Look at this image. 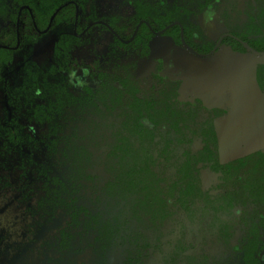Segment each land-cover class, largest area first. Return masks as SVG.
I'll return each mask as SVG.
<instances>
[{"label":"rangeland","instance_id":"374dc122","mask_svg":"<svg viewBox=\"0 0 264 264\" xmlns=\"http://www.w3.org/2000/svg\"><path fill=\"white\" fill-rule=\"evenodd\" d=\"M151 1L154 23H179L189 34H196L190 36V41L199 46H217L223 35L264 41V0H218L213 11L206 10L205 5L215 0ZM14 14L8 19L0 16V38L16 25ZM78 18L82 28L93 25V19L101 24L91 28L86 40L75 44L72 57L83 66L98 62L109 73L127 77L141 94L160 99L166 85L170 95L174 92L172 83L164 84L155 76L157 60L164 58L169 75L181 81L179 107L194 112L184 120L187 139L179 147L165 148L154 170L156 175L163 172L164 176L149 191L147 186L139 190L107 187L119 173L116 161L107 153L118 143L119 132L129 134V130H121L120 108L108 109L110 102L99 99H74L60 105L53 101L54 112L47 110L46 118L39 117L36 102H30L29 95L21 90L28 88L24 85V69L34 63V69L43 74L49 68L61 31L52 30L39 35L36 42H26L0 72V264H128V253L133 251L129 242L137 232L145 234L151 244L138 264H171L169 253L175 247L183 248L186 256L220 258L228 254L219 244L217 229L225 231V224L233 223L237 208L230 205L229 195L224 193L229 189L217 190L215 175L202 165V157L196 168L193 143L200 147L202 132L214 124L221 162L264 153V54L256 55L249 49L246 53L234 52L220 45L201 55L188 49L184 41L177 42L159 32L153 34L147 57L135 48L115 52L113 33L126 40L140 21L127 0H86ZM19 19L20 26L28 23L25 16ZM68 31L73 32V26ZM216 62L230 71L223 76L227 88L221 92L209 88L213 75L210 67ZM46 80L53 84L52 78ZM211 111L222 113L220 116L217 112L219 117L211 121ZM14 131L18 136L12 138ZM157 131V135L165 136L162 129ZM162 141L159 138L148 143L149 150L159 154ZM73 145L87 151L81 174L74 170L76 160L68 149ZM196 170L204 184L198 185L197 191ZM54 179L65 184L62 195L69 207L59 206L54 212L47 207L37 209ZM164 196L172 208L156 206L155 200H165ZM178 197L180 204L176 203ZM190 201L194 205L186 209L183 203ZM74 207L82 209L76 218ZM240 207L248 214L257 206L246 202ZM83 209L119 225L117 246L103 252L94 228L84 225Z\"/></svg>","mask_w":264,"mask_h":264},{"label":"flooded vegetation","instance_id":"af4514ba","mask_svg":"<svg viewBox=\"0 0 264 264\" xmlns=\"http://www.w3.org/2000/svg\"><path fill=\"white\" fill-rule=\"evenodd\" d=\"M85 1L86 0H0V16L2 15L8 19L10 16H13L14 13L12 12L14 11L15 20H17L13 29L8 32H3L0 38V43L5 44L3 47L7 50V54L0 62V72L11 64L14 59V53L21 50L26 42H36L38 41L39 35L52 30L61 31L54 47L53 63L45 72H43V74L40 69H34V63L29 64V67L24 69V74L27 76L24 85L28 88L26 87L27 89L21 90L26 91L29 95L30 102H36L37 114L39 117L44 118L47 117V110L51 113L54 112L53 101L60 105L61 102L68 100L73 101L74 99L82 100L84 102H92L99 99L110 102L107 105L108 109L114 110L120 108L121 115L123 116L120 124L121 130L127 129L129 130V134L123 135V132H119L121 134L118 143L111 146L107 153L109 159L116 161V167L119 172L114 180L109 181L108 184L113 182H127L130 180H142L135 177L134 174L132 176H127L124 173L125 170L129 171L137 166L142 167L144 163H146L150 174L145 176L144 181L148 182L147 188L149 191L157 182H159V179L164 176L163 172L160 175H156L154 170L157 168L156 164L162 161L165 148L169 149L173 146L179 147V144L182 141L184 142L183 139H187V136L184 134V120L187 115H192L194 112L193 110L185 111L183 108L179 107V85L181 84V81H179V79H172V76L169 75L167 70L168 68L163 65V57H159V60H157L158 67L155 70V76L158 74L159 77L156 76L157 80H160L164 84H166V82L172 83L174 86V92L172 91L173 93L170 95L169 92L166 91L167 88L165 89V87H167L166 85L160 92V99H154L141 94L139 88L134 82H131L127 77H120L118 74L109 73V71L98 62L92 63V65L89 66H83L72 57L71 52L75 44L86 40L89 33H91V28L94 25L101 24L93 19L95 23L91 26L85 28L78 26V15L81 10L84 12ZM127 2L132 7L134 16L137 18L139 17L140 21L136 25L134 34L126 40L120 39L116 33L112 32L117 41V44L113 46L115 52H124L128 49L133 50L135 48L136 50L140 49L139 53L143 57H147L150 54L149 43L153 38V34L159 32L165 37L174 38L172 34H166V31L174 25H178L180 28V40L177 41L174 38L177 42L184 41V44H186L188 49L195 53H197V49L206 50L208 48L206 47L207 44L199 46L192 43L190 41V36L192 35L195 37L196 34H189L187 29L183 28L179 23H173V21H170L163 27L154 23L156 20H153L150 15L152 12L149 9V7H152L151 0H127ZM156 2H161L162 4L166 2V0H157ZM214 3H218V0L213 2L207 10L213 11L214 8L217 7ZM8 4H13L15 8H8ZM140 11H142L141 16L138 14ZM23 16L28 18V23L26 22L24 25L20 26L19 22L21 24V21L19 18H22ZM44 22L46 23V26L41 28L40 24H43ZM143 24L148 27L149 32H145L139 36V30ZM153 25L157 28L160 27V29H154ZM71 26H73V32H67V29H70ZM186 36L188 37L187 39ZM226 37L236 39L244 45L246 44L242 40L233 36L223 35L217 46H210L211 51L217 49L220 45L225 46L222 45V42ZM6 43H14V46L7 45ZM138 46L142 47L138 48ZM173 63L174 62L172 61L171 65ZM134 66L135 65H133V67ZM43 76L45 80H41ZM47 77L53 79V84H50L46 80ZM145 109L146 111H144ZM217 112L219 115L222 113L220 111H211L209 113L210 115L208 114V119L211 118L212 121L215 116L219 117ZM164 113L165 116H163ZM141 115H150L155 118L154 122H151L146 118L140 119L139 117ZM139 126L149 130V132H146L147 135L142 133ZM211 128L214 132V139L213 132H209V129ZM158 129H162L163 134H165L166 137L164 135L163 137L157 135ZM206 130L207 131L204 133L202 132L203 137L201 141L203 143L200 144L201 146L199 147L196 142L193 143L194 149L197 151L196 168L201 164L198 159L202 157V165L208 167L215 175L213 183L216 188L218 187L217 190L223 192V188L229 189L224 193L229 195L230 205L232 206L233 204L232 207L237 208V211L233 217V223L226 222L225 231L217 229V233L220 236L219 244L227 250L228 254L220 256V258H212L206 255L196 254V263L206 261V264H264V227L260 222V218L257 216V213L261 211L262 208L249 199L246 190L235 184L237 182L236 180L241 181L243 178L247 177L245 173L249 170L250 160L240 171H238V173L231 171L232 174L224 176V174L217 169L218 164L223 166L228 164L236 166V160L243 157L221 162L217 150L218 134L214 124H212L211 127L206 128ZM17 136L18 131H14L11 135L12 138ZM151 136H153V139H151ZM158 137L163 139L159 154L155 153V150L153 151V149H150V151L148 147V143H155L156 140L159 139ZM51 142L53 145L55 144L54 139L51 140ZM125 143L130 144V147L125 148L126 155H122V150H120V148L123 147V144ZM68 149L72 151L76 160V163H74V170L80 174L83 173L85 169L82 166V159L87 157V151L78 148L76 145L68 146ZM244 157H247V155ZM197 172L198 171L196 170V191L198 185L199 187H203L204 185ZM122 175L124 176L123 178ZM107 187L109 186L107 185ZM172 188L175 187L172 186ZM180 198L181 197L177 198L176 203H181L179 200ZM164 199L165 200L162 201L155 200L156 206L162 204L163 206H170L169 208H172V203L167 200L165 196ZM246 202L253 203L257 206L248 214L240 207ZM183 204L186 206V209L194 205L192 201L188 203L184 202ZM197 204L198 202H196V205ZM209 214L212 215L211 212H209ZM234 230L236 231L237 236L236 233H234Z\"/></svg>","mask_w":264,"mask_h":264},{"label":"trees","instance_id":"16d2710c","mask_svg":"<svg viewBox=\"0 0 264 264\" xmlns=\"http://www.w3.org/2000/svg\"><path fill=\"white\" fill-rule=\"evenodd\" d=\"M216 2V0L214 1ZM211 6L210 3L206 4V10ZM41 28L46 26V23L40 24ZM165 26V25H164ZM154 29L159 30L155 25H153ZM163 27V25L161 26ZM179 31L180 28L178 25H174L171 28H169L166 31V34H172L173 37L179 41ZM145 32H149L148 27L143 24L139 30V36L142 35ZM138 36V37H139ZM188 37L186 36V39ZM242 41L245 42L249 47H251L254 51L259 53H264V41L257 42L256 40L252 39H246L242 38ZM7 45L14 46V43H6ZM222 45H225L229 47L234 52H240V53H246L248 52V49L244 44L237 41L236 39L226 37L223 39ZM5 44L0 43V62L3 59V57L7 54V50L3 47ZM211 51V48H207L206 50L197 49V53L199 54H207ZM262 69L264 71V65L262 66ZM156 76L159 77L157 74ZM264 87V85H262ZM146 111V109L144 110ZM143 111V112H144ZM142 113V112H141ZM140 114V113H139ZM165 116V113L163 114ZM140 119L146 118L151 122H154L153 117L150 115L143 116L141 115L139 117ZM142 133L144 135H147L146 132H149L147 128H144L142 126H139ZM213 132L212 128L209 129V132ZM216 138V137H215ZM151 139H153V136H151ZM213 139H214V132H213ZM124 146L120 148L122 150V155H126V151L124 150L127 147H130V144L125 143ZM254 158V159H253ZM256 158V160H255ZM255 160L252 165L249 167V170L245 173L247 176L246 178H243L241 181L236 180L235 183L237 186H241L242 189L246 190L248 192V197L251 201L256 203L257 205L262 208L261 211L257 213V216L260 218V222L264 227V153L256 152L253 154L248 155L247 157L240 158L236 160V166L233 165H220L218 164L217 169H219L224 176H228L231 173V171L238 173L249 160ZM216 169V170H217ZM127 176H132L134 174L135 177L142 179L140 181H127V182H113L109 183L108 186L115 190L117 189H124V190H130L131 188L134 189H144L148 184V182L144 181L145 176L149 175L148 166L146 163L142 167L137 166L136 168H132L129 171L125 170V173ZM124 176L122 175V178ZM55 182H52L53 186H47L45 190V194L42 198H40L37 209H45L46 207L52 212L55 211L59 206L69 207L70 204H67L66 201L63 199L62 192L66 190V186L63 182L57 181L54 179ZM74 214V217L76 218L80 212H82V209L76 210L75 207L72 210ZM85 218L83 220L84 225L89 228H94L95 232V238L96 241L100 244L103 252L114 248L117 246L118 240L120 238L119 231L120 227L117 223H113L109 219H105L100 214H93L91 212H88L87 210H84ZM125 240V238L123 239ZM132 242H129L130 245L133 248L132 252L128 253V264H138L140 261V258L143 257L145 254L148 253L151 245L148 242V238L145 234L137 232L132 238ZM184 249L180 247H175L174 250H171V253H169V261L171 264H177L178 261L181 260H187L188 264H206V261H200L196 263V256H184ZM205 259V258H204Z\"/></svg>","mask_w":264,"mask_h":264},{"label":"crops","instance_id":"0c3cea01","mask_svg":"<svg viewBox=\"0 0 264 264\" xmlns=\"http://www.w3.org/2000/svg\"><path fill=\"white\" fill-rule=\"evenodd\" d=\"M229 51H231V50H229ZM263 54L264 53H260L257 55H263ZM222 61H224V59H222ZM210 68L212 71L211 73L213 75H211V78H209V88H211V90H213V92H221L222 88L223 89L227 88V85L224 82H222L223 76H224V74L228 75L230 71L228 70V68L226 69L225 66L219 62H216V64L212 63ZM234 73H237V71H235ZM217 77H219L220 80L217 79Z\"/></svg>","mask_w":264,"mask_h":264},{"label":"water","instance_id":"95a60500","mask_svg":"<svg viewBox=\"0 0 264 264\" xmlns=\"http://www.w3.org/2000/svg\"><path fill=\"white\" fill-rule=\"evenodd\" d=\"M246 48L249 49L250 51H252L253 53L260 54L259 52L254 51L251 47H249L247 44H245Z\"/></svg>","mask_w":264,"mask_h":264}]
</instances>
